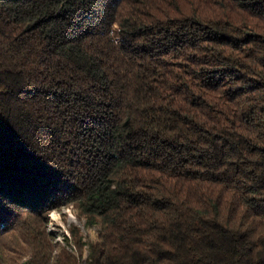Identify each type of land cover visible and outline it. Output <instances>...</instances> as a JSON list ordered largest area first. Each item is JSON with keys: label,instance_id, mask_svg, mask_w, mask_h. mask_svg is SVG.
I'll return each mask as SVG.
<instances>
[{"label": "trees", "instance_id": "1", "mask_svg": "<svg viewBox=\"0 0 264 264\" xmlns=\"http://www.w3.org/2000/svg\"><path fill=\"white\" fill-rule=\"evenodd\" d=\"M0 264H264V0H0Z\"/></svg>", "mask_w": 264, "mask_h": 264}, {"label": "rangeland", "instance_id": "2", "mask_svg": "<svg viewBox=\"0 0 264 264\" xmlns=\"http://www.w3.org/2000/svg\"><path fill=\"white\" fill-rule=\"evenodd\" d=\"M77 229L83 241L86 243L97 240V229H88L85 222L76 217L72 208H64L59 212H53L48 217V232L54 237L57 242L64 244L65 238L71 241V229ZM70 242V248H72Z\"/></svg>", "mask_w": 264, "mask_h": 264}]
</instances>
